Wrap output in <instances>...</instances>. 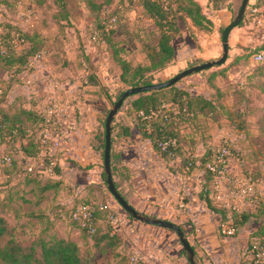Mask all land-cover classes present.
Segmentation results:
<instances>
[{"label":"rangeland","instance_id":"1","mask_svg":"<svg viewBox=\"0 0 264 264\" xmlns=\"http://www.w3.org/2000/svg\"><path fill=\"white\" fill-rule=\"evenodd\" d=\"M56 1L59 0H0V21H10L31 29L32 33L29 36L33 43L31 52L43 49L45 53L33 65L30 63L26 71L20 75L16 74L17 67L14 64L21 63L23 57H13L8 63L0 59V84L7 89L5 100H7L8 110L13 113L30 108L36 113L29 127L26 125L24 130L20 131V137H8L5 143H0V202L4 203V206L0 203V214L14 226V238L18 241L27 243L42 235L47 239L53 234L58 237L71 236L78 241L86 264H129L130 256L134 253L139 255V253L129 249L126 236L122 238L118 234L117 236L105 234L108 232L107 229L109 230L108 226H111L110 221L113 217H110L111 219L105 217L109 219V224L101 222L105 227L100 226L94 235H89L78 227H71L64 219L57 216L59 211L54 209L57 205H66L64 201L71 193L70 185L64 184L62 178V185H59L57 189L42 192L39 187L44 185V179H41L43 182L40 186L37 179L30 178L24 172L25 164L38 167L43 164L48 152L50 154L49 143L56 135L54 128L58 127L59 133L64 134L62 125L55 123L48 126L42 123L38 116L39 111L44 101L53 95L61 104L77 102L80 99L77 120L87 115L90 105H93L99 113L98 124L92 130V132L95 130L98 132V141L96 144L91 142L92 133L89 141L95 152L99 154L102 173L104 159L101 146L105 120L116 102L117 95L132 87V82L136 81L141 74L149 76L152 83H161L191 66L219 59L222 56L221 35L224 26H220L217 30L214 23L211 25L205 21L204 26L199 27L181 9V3L187 4L188 0H172V11L176 16L178 27L172 32L175 55L162 69L156 70L147 68L151 65L147 46L156 44L157 26L136 0H65L66 9L64 10L57 6ZM198 1L203 3V11L210 18L216 12L215 9L226 8L233 0ZM256 1L258 0H249L248 5ZM163 2L166 9L168 1L163 0ZM241 2L242 0L236 2L231 21L237 15ZM111 14L113 18H109ZM100 15L106 17V30L113 29L112 33L100 34L95 29ZM244 21L245 25L250 27V20L246 18ZM245 29L248 32L251 31L250 28ZM215 42L219 51L217 57L198 56L201 52L207 54L212 51L210 49ZM194 50L197 53L194 54ZM241 52L242 60L233 67L234 70L227 72V69L221 68L230 61V54H228L223 64L194 72L180 79L175 85L206 87V89L220 87L224 96L229 94V90L224 89L232 87L236 92L241 87L248 88V96L252 99V103H249L248 108L243 111L244 116L237 117L238 120L244 117L248 124L247 129L242 133L244 136L241 139L238 138L237 143L240 153L247 156L249 162L253 164L251 171L258 170L261 176L258 177L259 182L264 190V95L258 91V87H264V71L262 65L252 62L249 47H245ZM122 61L129 63L132 68L125 70ZM138 66L144 69L134 75L135 68ZM175 93L178 94V90ZM173 95H175L173 89L160 93V96L166 100H171ZM98 99L102 101L99 103ZM129 104L123 110L119 109L112 122L114 125L112 145L114 143L115 148L120 142L119 134L125 131V127L130 129V127H137L136 124L140 121L154 119H146L142 113L136 114ZM239 104L240 102H237L231 106L232 108L229 107L230 111H236L234 108ZM23 116L25 115L21 113L22 119H24ZM212 117L217 119L214 120L215 123L207 119H201L198 122L201 132H211L214 136L216 135L219 146L223 143L222 139L234 141L236 134L239 133L234 131L227 133L221 129L220 123L225 121L224 115L215 113ZM47 128L51 131L49 143H43ZM42 143L48 147H45L46 152L41 147ZM61 153L59 150L55 154L58 157L59 171H62V167L58 164ZM7 154L13 159L11 163L2 161L3 155ZM238 159L239 155L235 152L234 157L228 161L227 170L233 179H244L245 177L238 174L235 168V161ZM252 181L257 184L256 179ZM95 188L96 193L92 197L82 199H92L94 203L103 202L109 207L111 204L107 201L111 199L118 205V210L129 215L111 194L104 179ZM82 199L78 196L73 201L78 203ZM139 212L150 217L144 212ZM102 235L106 236L102 238ZM184 253L189 259L185 250ZM0 264L11 263L0 259ZM139 264H147V262L141 258Z\"/></svg>","mask_w":264,"mask_h":264},{"label":"crops","instance_id":"2","mask_svg":"<svg viewBox=\"0 0 264 264\" xmlns=\"http://www.w3.org/2000/svg\"><path fill=\"white\" fill-rule=\"evenodd\" d=\"M237 1L239 0H233L226 8L215 9L216 12L210 17L215 29L218 30L220 26L225 27L231 22L232 11ZM246 27L250 28L243 22L233 28L229 35L230 61L242 56L241 51L245 47H249V50L252 48L254 37L251 31L245 29ZM215 44L216 42L210 49L212 51L207 54L201 52L198 56L217 57L219 51L218 45ZM195 53L197 51L194 50ZM190 88L195 93L204 92L206 89V87ZM207 88L213 90L211 87ZM258 88L260 92L262 88ZM241 89L249 94L247 87ZM224 90H229V94H225L220 102L229 108L235 104L232 94L234 90L232 87ZM77 101L81 103L80 99ZM101 101L98 99L99 103ZM92 106L90 105L87 115L76 120L74 129L64 130L63 145L60 149L62 153L58 164L62 167L61 176L64 184L70 185L71 193L64 201L67 206L78 196L81 199L92 197L96 193V185L103 179L99 154L95 152L89 141L99 117L98 110ZM202 119L214 122L210 117ZM221 129L227 133L233 131L225 125ZM181 132L183 139L179 154L173 159H167L152 146L150 139L142 136L135 127H130L129 134L120 137L116 149L124 166L122 177L114 175L115 181L122 179L118 182V188L126 194L129 203L138 211L152 218L166 219L180 225L195 251V261L198 264H247V249L251 232L256 224L254 218H250L240 227L236 235L222 234L219 228L222 216L209 206L208 200L201 191L206 179V170L201 165L199 157L205 153L208 146L218 147V138L211 132L195 131L189 123L181 126ZM242 136H244L242 133L236 134L234 142L237 145L238 138L241 139ZM186 158L193 161V165L185 163ZM245 158L249 162L247 156ZM252 166L253 164L249 162L250 172L257 177L256 189L264 196L258 178L259 172L251 171ZM238 167L239 165L235 164L236 170L240 171ZM107 202L116 210L113 233L122 238L126 236L129 249L138 252L147 264H191L174 230L131 218L124 211L118 210V205L111 199Z\"/></svg>","mask_w":264,"mask_h":264},{"label":"trees","instance_id":"3","mask_svg":"<svg viewBox=\"0 0 264 264\" xmlns=\"http://www.w3.org/2000/svg\"><path fill=\"white\" fill-rule=\"evenodd\" d=\"M138 5L141 6L143 11L154 20L157 26V41L154 46H147V53L150 57L151 65L147 68L153 69H162L166 64H168L175 55V48L172 44V32L177 30L176 16L172 11V0L168 1V7L165 9L163 0H136ZM264 1V0H259ZM57 6L61 7V9H66L65 0L56 1ZM181 9L183 12L193 21V23L199 27L204 26V22H209L212 25V20L206 16L203 11L202 4L198 0H188L187 4L181 3ZM113 14L110 15L109 18H113ZM175 16V17H174ZM247 17H244L242 22H245ZM116 19V18H115ZM106 17L103 15L99 16L98 23L95 24V29L99 31L100 34L108 35L112 33L113 29L106 30ZM224 28H222L223 31ZM32 33L31 29H27L18 25L16 23L10 21H0V59L5 63H8L10 59L13 57H23L21 63L14 64L16 68V74L20 75L31 63L32 57L34 55L41 53L44 55L43 49L36 50L35 52H31L33 48V43L30 39V34ZM104 38V37H103ZM34 53V54H33ZM33 54V55H32ZM241 56H238L225 64L222 69H227L226 71L230 72L234 70V66L241 61ZM123 64V68L125 70H130L132 67L126 61L121 62ZM262 65V70L264 71V64ZM11 66V67H15ZM144 69L143 67L138 66L135 68L134 75L138 74V71ZM215 72V71H214ZM153 84L151 78L149 76H141L134 82H132L131 86H141V85H149ZM3 91L0 94V143H5L8 137H20V131L24 130L26 125L31 124L33 122V118L36 114L33 109L27 108L22 109L21 111L11 113L8 109L7 100H5L7 95V89L4 85L0 84ZM214 91L209 89H205L204 92L195 93L189 87H177V85L173 84L171 86L156 89L148 92H143L137 94L134 98L128 97L120 110L129 104L131 108L136 112V114L142 113L143 116L149 115L152 111H158L162 108L164 104H169L171 106H175L179 109L180 114L177 118H173L172 114L166 119L162 115L150 120V121H140L136 124L135 127L142 136L150 139L152 146L158 150L165 158L173 159L180 152V143L183 139V134L181 132V126L185 123H189L192 127L195 128V131H200V125L198 126V122L201 121L203 117H210L214 120L216 118L215 113H222L224 115V123H220L222 126H228L236 133H243L245 129H247L248 121L243 117V119H237V117L244 116L243 111L248 108V104L252 103V99L248 96L244 89H239L234 92V100L235 103L240 102L235 108L236 111H230L231 108L223 106V103L220 100L224 97V93L221 91L220 87H211ZM246 88V87H245ZM260 94L264 95V87H261ZM173 89L174 94L171 100L163 99L160 96V93L164 90ZM178 90V94L175 91ZM123 92V91H122ZM120 92L115 101L120 97ZM178 95V96H177ZM221 96V97H220ZM131 98V99H130ZM25 101V98H23ZM30 104L29 100L27 99ZM244 101V102H243ZM229 109V111L227 110ZM21 113L25 116L22 119ZM227 113V114H226ZM39 119L41 122H44V117L39 111ZM106 122V120H105ZM220 122V121H219ZM45 124V122H44ZM114 125H112V131ZM41 130V129H40ZM25 132V131H24ZM130 129L125 127V131L119 134V137L125 136L129 134ZM104 138L102 142V158L104 159V150H105V129L103 131ZM26 136V134H24ZM170 138L176 139V146L172 148V154L168 151H162L160 148V143L166 141ZM37 140V139H36ZM98 141V132L95 130L92 132V140L93 144H96ZM37 142V141H35ZM115 144L112 145V137H111V170L114 175L123 174V164H121L119 155H117L118 151L115 148ZM221 145H228L233 152L239 155V159L235 161L237 165H239L238 174L245 178H250V180L256 179V175L249 170V163L246 160L245 156L240 153L241 151L238 149V145L234 141L226 140L223 141ZM220 145V146H221ZM96 149H98V146ZM118 146V145H117ZM218 147L208 146L203 155H201L200 163L205 167V164L208 160H211L212 156L218 152L220 149ZM235 146L236 148H234ZM43 147L44 152H46L47 145H41ZM40 147V148H41ZM48 148V147H47ZM47 154V153H45ZM5 156L10 157L9 162H5L3 159ZM45 163L43 162L44 168L37 165H29L25 164L23 166L24 172L28 174V176L32 179H37L36 181L40 186H42V180L44 179L43 186L39 187L41 191L54 190L57 189L58 186L62 185V177L61 171L57 168V164L53 173H47L45 171L46 166L52 160V156L49 154L46 155ZM241 156L243 158H241ZM186 162L189 165H193V161L186 158ZM2 161L4 163H11L13 161L11 155H3ZM31 167V170H29ZM206 179L202 186V193L204 197L208 200V204L211 208L217 210L222 218L227 214V208L222 205V203L217 201H212L209 199V190L208 188L209 182L212 180V173L206 169ZM102 176L104 182L106 183V174L104 170L102 171ZM123 175H121L122 177ZM260 177V175H259ZM122 179L115 181V185L119 191V193L126 199V194L118 188V182H121ZM38 185V186H39ZM259 199L256 203L247 204L244 210L240 214H234L235 217V225L237 228V232L250 218H254L255 227L253 228L250 236V242L253 241L255 237L264 236V196L259 193ZM82 201L92 202L91 200L82 199ZM81 202V201H80ZM2 203V202H0ZM79 203V202H78ZM73 201L69 206L67 205H57L54 207L55 210L59 211V215H57L60 219H64L68 225L71 227H78V224L71 219V212L78 204ZM95 210V232L88 233L84 229L80 228L83 232L94 235L97 233L100 226L105 225L101 222H109L110 217H113L110 221L111 226L109 225L107 229L108 232L105 234H110L115 236L113 233L115 224L113 222L114 217L116 216V210L113 206H107L106 203H94ZM100 204H104L106 207L104 209L99 208ZM1 205L4 206V203ZM129 214V213H128ZM129 216H132L129 214ZM105 217H108L105 219ZM55 218V217H53ZM111 219V218H110ZM109 224V223H108ZM14 226L10 223V221L2 214H0V259L4 262H8L11 264H86L84 261L83 254L81 252L80 245L78 241L73 239L71 236H61L54 235L45 238L43 235L39 236L31 241L25 243L18 241L14 238ZM106 235H102V238ZM117 236V235H116ZM7 238V239H5ZM129 263V261H128Z\"/></svg>","mask_w":264,"mask_h":264},{"label":"built area","instance_id":"4","mask_svg":"<svg viewBox=\"0 0 264 264\" xmlns=\"http://www.w3.org/2000/svg\"><path fill=\"white\" fill-rule=\"evenodd\" d=\"M245 16L250 20V30L254 37L252 48L250 49L251 60L254 64H264V1L259 2L258 0L248 5ZM42 56L41 53L34 55L31 65ZM2 91L3 89L0 87V94ZM79 106L80 103L78 101L61 104L53 95L47 101H44L40 112L46 125L58 123L57 125H62V130L64 131L65 129L75 128ZM170 114H172L173 118H177L180 111L175 106L164 104L160 110L152 111L149 115L143 117L150 119L162 115L167 119ZM54 129L56 135L51 138L50 143L48 138L51 131L48 128L46 129V137L42 140L43 143L50 144V154L53 156L45 168L47 173H53L58 160L55 154L62 148L64 140V134L59 133L58 127ZM175 146V138H170L160 143L161 150H169L170 154L173 153L172 148ZM233 157V150L228 145H221L218 152L205 164L206 169L212 173V180L209 182L208 188H206V190H209V198L221 202L227 208V214L219 222L221 233L227 236H234L237 233L234 214H240L247 204L256 203L259 199V193L254 181L246 178L233 179L231 173L228 172V161ZM3 160L9 162L10 157L5 156ZM40 167L44 168V165L41 164ZM29 170H31V167H29ZM93 205L92 202L81 201L71 212V219L88 233L95 232L96 220ZM105 207L104 204L99 206L101 209ZM247 255V264H264V236L253 239L248 246ZM140 259L141 256L134 253L129 258V264H139Z\"/></svg>","mask_w":264,"mask_h":264},{"label":"water","instance_id":"5","mask_svg":"<svg viewBox=\"0 0 264 264\" xmlns=\"http://www.w3.org/2000/svg\"><path fill=\"white\" fill-rule=\"evenodd\" d=\"M249 3V0H242L240 8L238 10L237 15L235 18L224 27L221 35V43H222V56L219 59H213V60H208L203 63L191 66L187 69H184L177 73L175 76L172 78L166 80L165 82L161 83H153L149 85H141V86H135V87H130L126 90H124L121 94L118 100L113 104V107L109 111L106 122H105V150H104V172L106 174V184L108 186L109 191L111 194L114 196V198L118 201V203L124 208L126 212L131 214L133 217L145 221L147 223L151 224H156L159 226H163L166 228H170L174 230L179 239L180 242L182 243L185 251L188 253L189 256V261L191 264H198L195 261V251L188 241V239L185 237L184 232L180 225L166 220V219H159V218H152L145 216L141 214L137 209H135L118 191L114 179H113V174L111 170V137H112V122L118 113L119 109L122 107L124 101L131 96L137 95L139 93L143 92H148L156 89H161L165 88L168 86H171L175 83H177L180 79L194 73V72H199L205 69L212 68L216 65H221L223 64L229 54V35L232 31L233 28L236 26L240 25L242 22L245 13H246V8Z\"/></svg>","mask_w":264,"mask_h":264}]
</instances>
